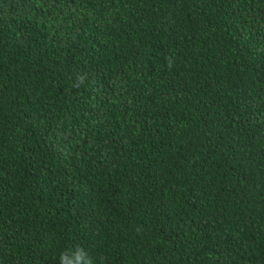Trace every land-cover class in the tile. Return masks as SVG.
<instances>
[{"label": "trees", "instance_id": "1", "mask_svg": "<svg viewBox=\"0 0 264 264\" xmlns=\"http://www.w3.org/2000/svg\"><path fill=\"white\" fill-rule=\"evenodd\" d=\"M0 264H264V0H0Z\"/></svg>", "mask_w": 264, "mask_h": 264}]
</instances>
